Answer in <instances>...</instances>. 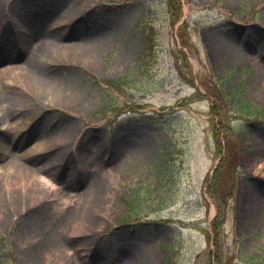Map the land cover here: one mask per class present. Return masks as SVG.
Returning <instances> with one entry per match:
<instances>
[{"label": "rangeland", "instance_id": "1", "mask_svg": "<svg viewBox=\"0 0 264 264\" xmlns=\"http://www.w3.org/2000/svg\"><path fill=\"white\" fill-rule=\"evenodd\" d=\"M0 93V264H264V0H0Z\"/></svg>", "mask_w": 264, "mask_h": 264}, {"label": "bare ground", "instance_id": "2", "mask_svg": "<svg viewBox=\"0 0 264 264\" xmlns=\"http://www.w3.org/2000/svg\"><path fill=\"white\" fill-rule=\"evenodd\" d=\"M79 0H75V3ZM7 71L13 72V70L7 69ZM9 95L6 93H0V99L2 100V103L7 102L9 99ZM5 168L3 164L0 163V172Z\"/></svg>", "mask_w": 264, "mask_h": 264}, {"label": "trees", "instance_id": "3", "mask_svg": "<svg viewBox=\"0 0 264 264\" xmlns=\"http://www.w3.org/2000/svg\"><path fill=\"white\" fill-rule=\"evenodd\" d=\"M172 1V0H171ZM175 1V0H174ZM217 224V223H216ZM215 225V224H214Z\"/></svg>", "mask_w": 264, "mask_h": 264}]
</instances>
